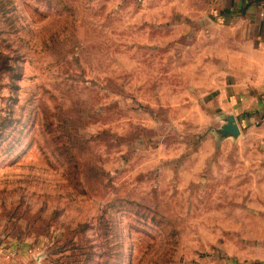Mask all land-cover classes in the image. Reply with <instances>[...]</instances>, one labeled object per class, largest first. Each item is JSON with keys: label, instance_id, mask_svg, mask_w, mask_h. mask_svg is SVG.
Segmentation results:
<instances>
[{"label": "rangeland", "instance_id": "1", "mask_svg": "<svg viewBox=\"0 0 264 264\" xmlns=\"http://www.w3.org/2000/svg\"><path fill=\"white\" fill-rule=\"evenodd\" d=\"M209 11L0 0V264H264V144L217 117L249 52Z\"/></svg>", "mask_w": 264, "mask_h": 264}, {"label": "crops", "instance_id": "2", "mask_svg": "<svg viewBox=\"0 0 264 264\" xmlns=\"http://www.w3.org/2000/svg\"><path fill=\"white\" fill-rule=\"evenodd\" d=\"M209 3V14L223 19V22L211 23L215 29L211 35H216L217 29L224 26L230 36L229 43L249 52L247 59L251 68L248 78L221 91L217 117L223 116L222 125L226 116L234 114L242 135L255 132L264 144V0H209ZM234 36L239 41L234 43Z\"/></svg>", "mask_w": 264, "mask_h": 264}, {"label": "water", "instance_id": "3", "mask_svg": "<svg viewBox=\"0 0 264 264\" xmlns=\"http://www.w3.org/2000/svg\"><path fill=\"white\" fill-rule=\"evenodd\" d=\"M218 131L225 136H238L241 133V130L236 116L234 114H229L226 116L225 122L220 128H218Z\"/></svg>", "mask_w": 264, "mask_h": 264}, {"label": "trees", "instance_id": "4", "mask_svg": "<svg viewBox=\"0 0 264 264\" xmlns=\"http://www.w3.org/2000/svg\"><path fill=\"white\" fill-rule=\"evenodd\" d=\"M13 68L10 63V58L7 54L0 51V71H5Z\"/></svg>", "mask_w": 264, "mask_h": 264}]
</instances>
